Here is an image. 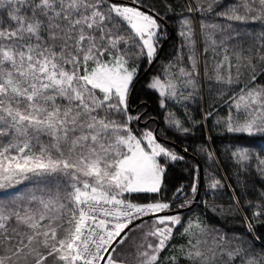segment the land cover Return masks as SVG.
I'll use <instances>...</instances> for the list:
<instances>
[{
    "label": "snow or ice",
    "instance_id": "obj_1",
    "mask_svg": "<svg viewBox=\"0 0 264 264\" xmlns=\"http://www.w3.org/2000/svg\"><path fill=\"white\" fill-rule=\"evenodd\" d=\"M169 21L180 48L147 84L159 129L137 86ZM209 124L264 137V0H0V264H264V155L225 145L235 184L202 180L215 140L179 145ZM202 188L231 190L211 208L234 227L195 213Z\"/></svg>",
    "mask_w": 264,
    "mask_h": 264
},
{
    "label": "trees",
    "instance_id": "obj_2",
    "mask_svg": "<svg viewBox=\"0 0 264 264\" xmlns=\"http://www.w3.org/2000/svg\"><path fill=\"white\" fill-rule=\"evenodd\" d=\"M149 2H152V0H149ZM158 3L159 0H156ZM179 4H183L184 0H178ZM177 11H180V8L178 7ZM194 16H199L198 13H193ZM168 38L163 42L162 52L158 60L155 62V64L152 66V68L149 70V72L146 74V76L142 77V75L148 70L149 65L147 63H144L142 65L141 69V77L140 82L137 86V94L140 97V102L146 104L148 106V111L150 114L155 117L156 123L155 126L159 125V129L166 128V125L163 120V111L159 109L158 107V98L157 94L153 93L151 90L147 88V84L149 80L152 78V76L157 75L158 73H161L163 71V66L167 63L168 60L173 59L176 57L177 52L181 45V38L177 33V29L175 27L174 21H169L168 23ZM204 47V38L203 36L198 37V43L197 48L199 51L203 50ZM185 51V57L187 55V49ZM209 59V68L211 69V53L208 54ZM205 88H204V98L201 104L199 105H193L191 109L192 115H194L197 119L202 118V111H197V108L200 109H206L209 104H211L213 101L217 99L215 92H210V85L205 80L204 82ZM177 111V115H180L183 112V109H175ZM177 135L174 130H171L168 132V136L171 137L173 140L177 138ZM209 136H211L215 140V144L213 147L218 149L221 153L220 156V162L219 165H212L209 167V164L205 162L204 158L197 155L196 159L200 161L201 164V179L204 180V171L207 169L208 171H212L214 169L218 168L217 175L218 176H226L230 177L231 179L228 180V183L235 184V175L236 168L234 166L233 161L229 160L226 155L223 154V149L225 145L235 143L237 145L243 144L247 147H250L255 150V152L260 153L261 155H264V137H247L244 135H235V134H221V131L218 128L212 127L211 124H209L206 128H197L194 132V136L189 139H184L183 137H180V140L183 141L179 145V147L189 146L190 147V157L192 155L191 149L195 148L200 143L204 142ZM256 161L253 160V168L251 169L253 172L252 179H255L257 181V186H259V180L260 178L255 175V165ZM174 182L180 183L184 182L186 183V177L187 173L183 169V165L177 166L175 168V171L173 173ZM206 183V181H204ZM230 189L225 188V196L223 198H213V197H205L204 196V189H201V194L199 199H208L210 207L205 209V206L203 203L199 204V207L195 209L196 214H202L206 216L209 220H211L213 223L217 224V226L225 227L226 229H231L234 227L231 218H228V222L225 223L224 219L215 213H213L211 206L212 205H227L229 203L228 196L230 195ZM183 211V210H182ZM189 215H192L191 213ZM249 215L251 213L249 212ZM236 229L238 231H244V228L240 226L239 224L235 225ZM262 232H264V228L261 229ZM173 243H183V241L177 237Z\"/></svg>",
    "mask_w": 264,
    "mask_h": 264
},
{
    "label": "water",
    "instance_id": "obj_3",
    "mask_svg": "<svg viewBox=\"0 0 264 264\" xmlns=\"http://www.w3.org/2000/svg\"><path fill=\"white\" fill-rule=\"evenodd\" d=\"M163 45H164V44H163ZM163 45H162V47H163ZM161 52H162V50H161ZM161 52H160V55H161ZM160 55H159V57H160ZM157 60H158V59H157ZM157 60H156V61H157ZM156 61H154L153 64H152L151 66H149L148 70L142 75V77L146 76V74L149 72V70L152 68V66L155 64ZM155 128H159V125L156 126Z\"/></svg>",
    "mask_w": 264,
    "mask_h": 264
},
{
    "label": "rangeland",
    "instance_id": "obj_4",
    "mask_svg": "<svg viewBox=\"0 0 264 264\" xmlns=\"http://www.w3.org/2000/svg\"><path fill=\"white\" fill-rule=\"evenodd\" d=\"M162 45H163V44H162ZM201 51H202V50H201ZM152 127L155 128V127H156L155 124H153Z\"/></svg>",
    "mask_w": 264,
    "mask_h": 264
}]
</instances>
